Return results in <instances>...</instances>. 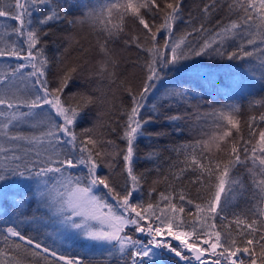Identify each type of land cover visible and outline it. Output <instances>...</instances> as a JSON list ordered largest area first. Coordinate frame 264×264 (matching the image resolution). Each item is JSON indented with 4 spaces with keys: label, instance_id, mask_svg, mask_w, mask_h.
<instances>
[{
    "label": "snow or ice",
    "instance_id": "obj_1",
    "mask_svg": "<svg viewBox=\"0 0 264 264\" xmlns=\"http://www.w3.org/2000/svg\"><path fill=\"white\" fill-rule=\"evenodd\" d=\"M183 2L184 0H161L160 3L157 0H109L99 9L82 3L81 7L88 9L83 20L70 21L91 22L104 34V40L99 42V50L104 59L97 62L98 68L91 75L100 81L107 80L109 86L116 84L117 87L124 88L131 97V107L123 112L126 119L120 135V139L125 142L122 149L114 140L98 133L97 129L107 124L102 120V113L97 116V123L92 128H86L80 133L76 131L77 122L86 110L105 103L103 92L100 95L84 92L74 94L71 98L64 97L69 83L81 70L79 66L69 67L62 61L59 62L60 67L55 76L56 86L50 87L48 75L52 61L45 55L43 48H38L41 43L38 26L59 21L63 9L57 11L58 6L52 7L51 0H14V14L0 8V17L10 16L18 22L13 32L22 37L23 43L27 45L26 49L14 45L0 48V57L11 56L24 61L12 67L10 72L0 71V108L7 110L0 111V117L3 118L0 121V137L34 146L21 155L0 146V196L7 194L4 185L9 184L13 177L25 178V181L36 180L37 190L33 195L44 206H48L49 183L54 179L52 189L57 193L54 214L60 217L59 223L63 228L90 242L92 247L112 245L121 257L127 254L131 264H147L148 261H153L154 264V258L163 254L156 250H167L184 264H264V131L259 133L256 145L244 147L243 158L240 149L232 141L228 142L227 162H219L206 156L212 146L221 150V144L232 136V129L239 132V121L233 116L236 109L206 114L213 117L212 130L201 128L199 131L201 137L207 139H197L174 149L184 156V160L173 173V178L179 180L191 170L199 173L197 181L201 183L205 178L214 180V191L210 199L204 204L194 203L183 191L177 196L173 190L168 194L160 192L155 203L151 199L146 203L132 202L134 194L141 190L143 179V174L137 175L134 171L137 140L141 137L160 139L167 135L163 131H146V126L160 120V112L155 104L151 106V114L141 115L149 94L164 79L163 70L206 54L227 60H244L254 55L258 43L264 45V0H224L223 4L220 0H209L200 10L204 19H209L225 5L228 19L216 21L215 30L206 28L202 22L199 27L176 35L177 21L182 19ZM42 7H48V12L36 20L37 26H34V12H40ZM142 9L151 17V23L142 14ZM129 16L135 24L141 26L143 37L127 31L126 18ZM157 19L160 20L159 24L156 23ZM189 23L191 24V20ZM162 32L166 34V39L160 45L157 41ZM197 32L200 33L199 40L189 39ZM123 36H127L125 46H135L150 54L144 65L146 79L138 93L124 81L117 84L118 60L114 58L109 45ZM232 43H236L234 48L231 47ZM247 46H254V50H246ZM260 51L264 52V48H260ZM261 64L264 66V61ZM26 68L31 71L25 74ZM16 78L29 80L31 87L25 93H21L19 89L12 91L11 86ZM189 95L190 90L173 89L167 93L173 99L187 98ZM45 106L49 109L48 112H37V109L43 110ZM25 108L28 111H22ZM41 116L42 118L37 119ZM30 118L35 121L32 127L40 129L39 134L11 131L15 124L28 122ZM189 118L187 114L180 113L163 117L165 123L175 125L174 131L181 134L183 129L179 122ZM200 118L199 115L196 116L197 120ZM255 119L256 117H251L250 121ZM260 120L264 121V115L260 116ZM250 143L251 140L246 142ZM9 152L11 155H8ZM32 152L34 156L30 155ZM156 155L152 151L147 158L152 159ZM117 157H122V171L127 176L119 192L109 182L108 176L101 177L97 174L102 164L110 170V175L114 174L112 170ZM81 165L87 168L86 176L73 175L69 171ZM237 166L246 169L249 183L233 174V169ZM101 186L107 190V196L116 201V205L109 204L105 194L97 195L95 190ZM155 191L152 188L150 193ZM249 191L252 203L241 214L233 213L230 220L227 213L231 201ZM177 199L195 208L194 212H188V219L183 215L184 203L178 205L174 202ZM16 203L18 207L21 206V202ZM116 206L123 211L117 212ZM217 217L222 222L219 228L216 224ZM129 228L135 233L146 234L149 239L145 241L134 238L127 233ZM0 239L5 242V247L0 248V264H23L18 253L22 248L25 252L29 251L25 245L33 246L31 254L34 256H39L40 252L36 250L41 249L63 264H93L83 257L58 256L55 251H50L23 235L16 226L7 227ZM172 240L179 241L181 246L174 247ZM109 255H112L111 249Z\"/></svg>",
    "mask_w": 264,
    "mask_h": 264
},
{
    "label": "trees",
    "instance_id": "obj_2",
    "mask_svg": "<svg viewBox=\"0 0 264 264\" xmlns=\"http://www.w3.org/2000/svg\"><path fill=\"white\" fill-rule=\"evenodd\" d=\"M158 3L161 0H157ZM209 0H184L182 7V19L177 21L176 35H180L186 31H191L193 27H199L200 23H204L205 27L210 30H215L216 21L227 20L228 10L225 5L218 9L213 15L205 20L201 13V8L208 3ZM223 4L224 0H220ZM90 4L89 0H51V6L57 7V11H61V19L53 21L46 25L38 26L41 33V43L38 48H43L45 55L52 61L51 70L48 75L50 87H55V76L58 74L60 67L59 62L65 66H79L80 72L69 83L65 90L64 97L71 98L74 94L88 92L93 95L105 93V103L96 105L86 110L80 120L77 122L76 131L82 132L86 128H92L97 123V116L102 113V120L107 122L105 126L97 129L98 133H103L108 139L114 140L119 148L125 147V142L120 139L121 128L126 117L123 112L129 109L132 105L131 97L128 92L122 87H117L116 84L109 86L107 80L100 81L91 73L98 68V61H102L104 57L99 50V42L104 40V34L98 30L91 22H76L84 18V14L88 9L82 8L81 4ZM14 0H0V8L14 14ZM48 8V7H47ZM48 10H46V13ZM145 14V18L151 17ZM38 15H33V24L38 20ZM66 17V18H65ZM115 18V17H114ZM191 20V24L189 23ZM159 24L160 20L157 19ZM18 22L10 16L0 17V48L8 46L27 47L23 43V38L17 36L13 32V28ZM127 31L132 34H139L143 37L141 26L135 24L132 17L126 18ZM46 33V34H45ZM127 36H123L120 40L110 43L109 48L115 59L118 60L117 84L120 81L130 87L134 92L138 93L142 88L146 79V61L150 58V54L143 49H138L135 46H125L124 40ZM166 39L165 33H160L158 43L163 45ZM189 39L199 40L200 33H194ZM147 46H150L147 45ZM236 43H232L231 47H235ZM264 45L255 46V52L252 57L244 60H227L214 55H204L194 57L192 59L181 61L177 65H173L168 69H164V79L159 81L155 91L148 96L145 108L141 115L147 116L151 114L152 105L155 104L160 112V120L158 123L146 126L147 132L163 131L167 133L163 138L141 137L135 145L134 171L137 175L143 174L141 181V190L134 194L132 202H148L150 199L155 203L159 199V193L165 192L168 194L174 190V194L178 196L180 191H183L188 199L194 203L204 204L214 191V180L204 179L203 183L197 181L198 172L191 170L184 173L181 179L173 178V173L181 166L184 156L179 154L180 145L192 143L197 139H207L201 137L199 129L211 131L213 117L206 115L213 111H231L235 119L239 121V132L232 129V136L225 143L221 144V150H216L214 146L211 151L206 153L209 159L219 162H227L226 151L228 142L236 143L240 149L241 157L243 158V149L245 146L251 148L256 145L259 139V133L264 131V121L260 120V116L264 115V66L261 61H264V52L260 51ZM246 50L253 51L254 46H247ZM35 51V50H34ZM24 61L18 60L15 57L4 56L0 57V71L10 72L12 67ZM31 71L30 68L24 69V73ZM235 79L240 85L236 84ZM211 81L224 85L227 84V90L206 89ZM230 81L240 87V91L231 92L229 89ZM203 86L205 88H203ZM31 87L29 80L15 79L11 90H20L25 93ZM99 89L100 91H96ZM190 90V95L187 98H170L167 93L171 90ZM0 111H7L0 108ZM28 111V109H22ZM49 111L47 106L43 110L37 109V112L46 113ZM187 114L190 118L179 122L183 129L182 134L174 131L175 125H169L164 122L163 117L171 114ZM199 115L201 118L196 119ZM251 117H256L255 121H250ZM42 118L38 117L37 119ZM3 118L0 117V121ZM35 121L31 118L28 122L15 124L11 131L13 133L39 134L40 129L32 127ZM230 127V126H229ZM112 129H115L113 131ZM251 133V134H250ZM251 140L250 144H246ZM0 146L9 148L15 151L17 155L23 154L26 150L34 148L23 141H9L0 137ZM155 151L157 153L152 159H148V153ZM11 155V152L8 153ZM30 155L34 156V152ZM122 157H117L112 172L101 165L97 170V174L101 177L108 176L109 182L117 188V191L122 190V186L127 180L126 173L122 171ZM73 175L84 177L87 175V168L81 165L75 169H69ZM233 174L239 175L248 181V173L243 166H237L233 169ZM51 175V174H50ZM167 177V180L165 179ZM55 183L53 179L49 183L48 206H44L39 202V198L33 193L37 190L36 180H27L21 177L11 178V182L4 187L7 189V194L0 196V237L5 234V229L9 226H16L21 233L30 237L34 241L40 243L43 247H47L50 251H55L57 255H65L72 257H83L85 260H91L93 264H131L127 254L121 257L115 248H110L112 255L106 251V245L91 246L90 242L84 241L82 238L75 236L70 231H67L59 223L60 217L55 213V199L57 193L52 189ZM155 188V192L150 190ZM97 195L105 194L109 204L116 205V201L110 196H107V190L102 186L96 191ZM16 202H21V206H17ZM178 205L184 202L174 200ZM252 203L251 193L246 192L243 196H237L229 205L228 218H233L232 214H241L249 204ZM223 204V202H222ZM185 219H188V212L195 211L193 205L184 203ZM117 212L121 209L116 206ZM219 217L216 219L217 227L221 226ZM235 231V225L233 224ZM23 244V242H20ZM174 247L180 245L173 244ZM5 247V242L0 239V248ZM29 249L25 252L19 250V257L23 264H63L57 262L47 253H43L41 249L39 256L31 254L33 246L25 245ZM47 257V260H45ZM149 264V263H147Z\"/></svg>",
    "mask_w": 264,
    "mask_h": 264
},
{
    "label": "rangeland",
    "instance_id": "obj_3",
    "mask_svg": "<svg viewBox=\"0 0 264 264\" xmlns=\"http://www.w3.org/2000/svg\"><path fill=\"white\" fill-rule=\"evenodd\" d=\"M108 2H109V0H89V3H90L89 7L99 9ZM46 10H48L47 7H42L41 11L40 12H34V15H38L37 17H41L42 15H44L46 13ZM37 19H39V18H37ZM235 82H236V84L240 85L239 82H241V81H237L235 79ZM203 88H205V87L203 86ZM206 89H208V90L222 89L225 92V90H227V84L225 83L224 85H222V84L216 83L214 81H211ZM229 89L231 92H235V91L239 92L240 91V87L236 86L235 83L232 81H230V83H229ZM44 112H47V111H44ZM97 189L95 191H97ZM222 202H223V198H222ZM122 211L123 210L121 209V212ZM93 223H96V222H93ZM97 226H99V225H97ZM127 233L129 235H132L134 238H137V239H143L145 241H147L149 239V237L146 234L135 233L132 228L127 229ZM168 239L171 240V238H168ZM189 242L191 243L192 241L189 240ZM172 244L180 245V242L172 240ZM105 245L108 248V250H106L108 252H109L110 248H114L112 245H108V244H105ZM156 251L158 253H163V254L154 258V264H184V262L179 261V258H177L174 254L169 253L167 250H156ZM189 255H191V254L189 253ZM128 258L130 259V257H128ZM130 262H131V260H130ZM147 263L153 264V261H148Z\"/></svg>",
    "mask_w": 264,
    "mask_h": 264
}]
</instances>
